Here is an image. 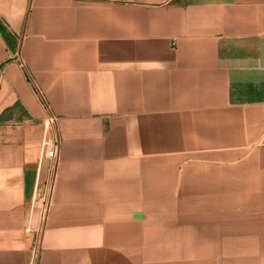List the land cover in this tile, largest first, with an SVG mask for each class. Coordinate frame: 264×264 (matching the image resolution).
<instances>
[{
    "label": "crops",
    "instance_id": "1",
    "mask_svg": "<svg viewBox=\"0 0 264 264\" xmlns=\"http://www.w3.org/2000/svg\"><path fill=\"white\" fill-rule=\"evenodd\" d=\"M0 264H264V0H0Z\"/></svg>",
    "mask_w": 264,
    "mask_h": 264
},
{
    "label": "built area",
    "instance_id": "2",
    "mask_svg": "<svg viewBox=\"0 0 264 264\" xmlns=\"http://www.w3.org/2000/svg\"><path fill=\"white\" fill-rule=\"evenodd\" d=\"M55 121L54 116H49L47 118L46 124H51ZM46 147V154L51 159H56L59 154V144L55 137L49 138V136L44 141Z\"/></svg>",
    "mask_w": 264,
    "mask_h": 264
}]
</instances>
